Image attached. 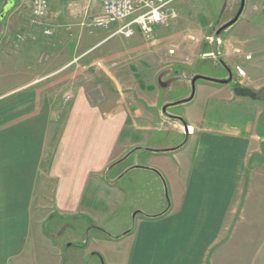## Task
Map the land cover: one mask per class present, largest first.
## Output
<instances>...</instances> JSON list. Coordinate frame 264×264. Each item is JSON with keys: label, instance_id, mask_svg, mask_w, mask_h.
I'll use <instances>...</instances> for the list:
<instances>
[{"label": "crops", "instance_id": "obj_1", "mask_svg": "<svg viewBox=\"0 0 264 264\" xmlns=\"http://www.w3.org/2000/svg\"><path fill=\"white\" fill-rule=\"evenodd\" d=\"M224 33L235 82L183 117L161 90L176 63L96 45L52 69L32 48V78L0 92V264H264V0Z\"/></svg>", "mask_w": 264, "mask_h": 264}, {"label": "rangeland", "instance_id": "obj_2", "mask_svg": "<svg viewBox=\"0 0 264 264\" xmlns=\"http://www.w3.org/2000/svg\"><path fill=\"white\" fill-rule=\"evenodd\" d=\"M57 1L61 0L52 1L46 17L35 18L28 0H0V16L4 14V7L8 3L13 4L0 19V61L6 67V70H0V92L15 85L20 79L32 78V48L38 58L54 69L96 45L99 50L124 48L125 45L138 47L142 50H138V54H132L128 61L155 62L162 65L176 63L161 76L163 83L168 84L161 88L163 99L174 102L191 96L192 80L195 76L202 75L214 80H224L229 76V69L221 60L220 47L230 34L224 33L226 29L222 30L218 34L216 47L214 36L233 21L242 0H172L167 7L169 16L166 24L155 27L150 39L139 32L131 38H125L116 34L118 25L97 26L90 18L100 13V7L96 4L84 5L76 0H64L66 5L52 7ZM21 73L23 77L19 75ZM235 74L238 83L254 88L252 80L243 69L235 67ZM201 85L215 86L217 83L198 79L194 98L188 102L174 103L166 113L183 117L188 107L195 108L201 102L203 92L207 93L199 88ZM260 94L264 95V92ZM155 138L158 136L155 135ZM120 150L117 146L114 156L117 157ZM142 155H147V152L140 154L139 158ZM100 220L97 221L98 224L109 232H119L120 227H115L107 218ZM118 223L122 227L125 225L122 220ZM45 232L55 238L61 234V231ZM92 233V238L99 235L98 231ZM63 236L64 241L67 235ZM53 250L51 247L49 256L55 253ZM95 261L107 264L101 258H96Z\"/></svg>", "mask_w": 264, "mask_h": 264}, {"label": "built area", "instance_id": "obj_3", "mask_svg": "<svg viewBox=\"0 0 264 264\" xmlns=\"http://www.w3.org/2000/svg\"><path fill=\"white\" fill-rule=\"evenodd\" d=\"M53 0H28L32 15L35 18L46 17ZM80 4H96L100 13L91 21L97 26L118 25L116 34L125 38L141 32L150 39L157 26L166 24L168 5L172 0H76Z\"/></svg>", "mask_w": 264, "mask_h": 264}, {"label": "water", "instance_id": "obj_4", "mask_svg": "<svg viewBox=\"0 0 264 264\" xmlns=\"http://www.w3.org/2000/svg\"><path fill=\"white\" fill-rule=\"evenodd\" d=\"M245 1L246 0H242L241 2V6H240V9L236 15V17L233 19V21H231L230 23H228L226 26L223 27V29L219 30L218 33L215 35V40H217L218 38V34L222 31V30H225L227 29L228 27H230L231 25H233L238 19L239 17L241 16L243 10H244V7H245ZM13 6L12 3H8L5 7H4V14ZM4 14H2L0 16V19H2L4 17ZM224 63V62H223ZM225 66L229 69V77L227 79H224V80H214V79H211L209 77H205V76H202V75H198V76H195L194 79L192 80V94L189 98L187 99H184V100H181V101H178L177 103H181V102H188V101H191L194 96H195V93H196V81L198 79H203V80H208V81H214L216 83H220V84H229L233 81V72L232 70L226 65V63H224ZM235 93L238 94V95H241V96H250V97H255V94L252 90H250L249 88L247 87H244V86H236L235 87ZM166 108L167 106H165L163 108V111H166ZM181 118V117H180ZM182 120V119H181ZM185 122V121H184ZM185 132L187 134V130H188V125L185 124ZM175 150V149H174ZM158 151H161V150H158ZM129 154V153H128ZM127 155H125L126 157ZM123 157V158H125Z\"/></svg>", "mask_w": 264, "mask_h": 264}, {"label": "flooded vegetation", "instance_id": "obj_5", "mask_svg": "<svg viewBox=\"0 0 264 264\" xmlns=\"http://www.w3.org/2000/svg\"><path fill=\"white\" fill-rule=\"evenodd\" d=\"M232 82H235V77H233V81ZM236 85H239V84L236 82Z\"/></svg>", "mask_w": 264, "mask_h": 264}, {"label": "trees", "instance_id": "obj_6", "mask_svg": "<svg viewBox=\"0 0 264 264\" xmlns=\"http://www.w3.org/2000/svg\"><path fill=\"white\" fill-rule=\"evenodd\" d=\"M121 236V235H120Z\"/></svg>", "mask_w": 264, "mask_h": 264}]
</instances>
